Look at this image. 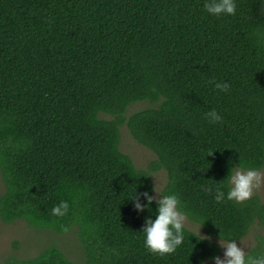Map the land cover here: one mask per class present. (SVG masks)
Wrapping results in <instances>:
<instances>
[{
  "label": "trees",
  "instance_id": "obj_1",
  "mask_svg": "<svg viewBox=\"0 0 264 264\" xmlns=\"http://www.w3.org/2000/svg\"><path fill=\"white\" fill-rule=\"evenodd\" d=\"M206 2L0 0V220L73 227L80 248L75 260L47 243L0 264H203L219 244L187 227L172 254L145 247L158 205L137 211L130 197L152 195L160 167V193L177 195L203 234L236 240L264 224L257 194L227 199L234 167H264V0L220 16ZM138 99L149 105L125 113ZM213 109L222 121L206 118ZM120 124L154 153L145 168L118 148ZM62 200L68 214L55 217ZM246 252L264 253V236Z\"/></svg>",
  "mask_w": 264,
  "mask_h": 264
},
{
  "label": "clouds",
  "instance_id": "obj_2",
  "mask_svg": "<svg viewBox=\"0 0 264 264\" xmlns=\"http://www.w3.org/2000/svg\"><path fill=\"white\" fill-rule=\"evenodd\" d=\"M204 9L209 14L215 16L222 14L235 15L236 4L235 0H207L204 4ZM210 83H213L216 89L224 92H228L231 88V85L227 82L210 81ZM205 116L212 123L222 121V117L215 109L210 110ZM213 151H208L207 156L213 155ZM228 183L231 187L227 193V199L243 203L251 199L255 190L264 186V173L252 168L247 170L238 168L231 171ZM212 190L211 187L206 189L208 192H212ZM153 191L157 195H150L147 191L139 194L135 192L134 196L130 197V199L133 200V206L137 211H144L145 208L150 209L153 201L158 205L156 218L153 220L150 217H146L142 230L146 237V249L153 254L163 257L174 253L178 246L183 244V233L187 217L181 210V201L177 195H163L157 191L155 185ZM215 192V200L222 202L225 198V193L220 187H217ZM141 196L146 199V204L141 202ZM68 211V202L62 200L51 209V214L55 217H64L68 214ZM202 225L193 235L200 240H210V236L201 234L200 229ZM65 231H67V228H65ZM219 246L225 249L224 256L223 258L220 256L213 257L212 259H214L215 264H264V253L259 255L248 254L242 246V241L241 246H238L234 239L225 241L220 236Z\"/></svg>",
  "mask_w": 264,
  "mask_h": 264
},
{
  "label": "rangeland",
  "instance_id": "obj_3",
  "mask_svg": "<svg viewBox=\"0 0 264 264\" xmlns=\"http://www.w3.org/2000/svg\"><path fill=\"white\" fill-rule=\"evenodd\" d=\"M147 105H149V103L146 99L131 101L126 105L125 113ZM98 116L110 117V115L104 112H98ZM118 148L128 154L133 164L138 168H145L147 164L155 158L154 153L149 148L133 139L124 124L118 125ZM238 168L239 167H234L232 171ZM256 170L264 173V167ZM149 176L152 183L151 194L157 195L153 191L154 185L157 191L160 192V188L165 180L164 169L160 167L156 170H150ZM1 188L2 183L0 181V190ZM254 193L257 194L260 199L264 200V186L255 190ZM185 227L197 232L200 226L187 218ZM200 232L203 234L201 229ZM257 233L264 236V224L253 223L248 228L247 232L242 237L236 239L235 242L238 246H241L242 241V246L246 250L254 242V236ZM208 236L219 244L220 238L211 235ZM47 243L55 244L71 259L77 260L80 258L79 243L73 227L68 228L67 231L55 232L48 228L28 226L21 219H15L6 223L0 220V259L7 254H13L18 257L31 255ZM224 251L225 249L219 246V251L215 256L223 258ZM213 257L205 260L203 264H215L214 259H212Z\"/></svg>",
  "mask_w": 264,
  "mask_h": 264
}]
</instances>
